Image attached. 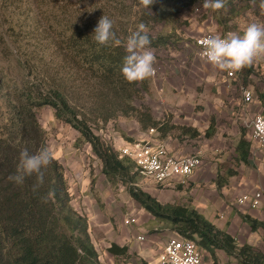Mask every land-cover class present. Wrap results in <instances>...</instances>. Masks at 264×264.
Here are the masks:
<instances>
[{
	"label": "rangeland",
	"instance_id": "1",
	"mask_svg": "<svg viewBox=\"0 0 264 264\" xmlns=\"http://www.w3.org/2000/svg\"><path fill=\"white\" fill-rule=\"evenodd\" d=\"M229 1L225 0L223 9L213 12L202 8L203 0H155L151 8L140 7L138 0H0V45H23V52L27 50L32 53V63L49 67L54 72L56 68L52 66V58L58 33H62L70 25H82L83 22H91L95 27L104 14L114 21L113 30L119 33L128 32L137 24L144 23L153 36H170L173 45L158 49L150 47L156 56L155 72L150 78L140 81L141 94L135 98V107L141 110L152 109V113L158 118L156 121L168 126L171 121L194 123L198 126L214 124L215 131L218 134L222 131L223 136L214 144L207 142L209 147L206 146V149L212 152L220 148L219 151L215 150L214 159L225 156L237 168L243 165L239 163L236 152L238 141L244 135L250 143L251 131L247 125L255 115H264V102L260 97L264 93V62L262 59L255 61L252 64L254 73L248 78L242 69L235 79L227 80L226 72L219 71L202 60L196 47V41L205 34L241 32L249 22H264L259 9L260 0L250 4V8H246V3L236 2L230 5ZM24 58L25 56L22 57ZM10 60L14 63L12 58ZM0 63L1 68H7V60L2 58ZM8 78H11L10 74ZM95 89V93H98V88ZM245 89L252 91L255 99L261 102L254 105L251 113L241 112ZM76 91L81 92L80 89ZM89 101H81V110L86 113L95 106L94 102ZM83 104L85 105L82 107ZM132 113L134 112H130V115H117L108 123H92L91 127L103 143L117 152L119 142H139L152 138L147 135V129L152 126L146 129L147 122L140 123L137 115ZM193 113L195 120H191ZM37 117L45 131L47 145L53 150V158L65 168L72 206L88 218L89 232L94 245L96 241L100 259L103 264H108L111 256L107 253V247L111 240L106 235L107 229L125 224V217L131 210H136L138 214L142 208L128 197L130 177L109 181L92 146L76 129L58 120L52 107L38 109ZM183 127L177 126L171 135L177 144L189 145L187 137H191V133L186 134L188 128ZM250 160L254 163L260 161L252 153L249 162ZM228 172L225 175L219 174L216 182L219 178H225ZM133 173H137L132 176L137 179L140 189L147 187V182L151 183L162 190L161 193L166 194L174 204L187 206L189 195L186 192L193 186L190 180L176 185L183 188L184 193L171 194L167 188L151 181L138 170L135 169ZM149 221L150 218L144 213L139 215V223L145 228L144 234L135 230L133 233L131 228L134 226L125 225L131 229L129 239L134 247L151 248L157 253L161 236H165L166 243L176 232L167 223L158 221L152 225ZM140 235L145 237L143 244L137 240ZM127 259L132 264H147L135 256ZM208 260L214 264L209 253L206 256V261ZM115 261L119 263L118 258ZM217 264H239V261L223 252L218 257Z\"/></svg>",
	"mask_w": 264,
	"mask_h": 264
},
{
	"label": "trees",
	"instance_id": "2",
	"mask_svg": "<svg viewBox=\"0 0 264 264\" xmlns=\"http://www.w3.org/2000/svg\"><path fill=\"white\" fill-rule=\"evenodd\" d=\"M236 2L246 3V8L252 4V0H230L229 4ZM94 28L91 22H83L58 33L52 58L54 72L32 63V53L23 52V45H0V61L3 58L8 64L3 69L0 63V264H101L89 232L88 218L72 206L65 168L58 160L53 158L46 168L44 184L36 194L32 191L35 177L26 178L22 185L8 180L16 172L23 149L35 152L47 144L37 117V110L46 106L52 107L58 120L76 129L92 146L109 181L130 177L127 190L132 199L157 221L169 224L177 234L197 241L211 255L214 264H217V251L235 257L239 264H264L262 252L248 244L240 247L234 237L218 229L195 208L162 204L140 189L132 176L137 175L133 173L137 170L136 164L131 159L120 158L118 152L94 133L92 123H108L117 115H130V112L137 115L140 123L147 122L145 127L159 123L149 109H137L134 105L142 83H128L120 74L126 55L123 45H97L91 39ZM128 32L116 31L122 40ZM149 38V47L156 49L174 44L170 36L155 37L149 32ZM243 73L248 78L254 73V66L245 67ZM260 97L264 102V93ZM82 100L95 103L89 113L81 110ZM214 133L212 124L207 136L212 137ZM236 152L239 163L247 165L251 144L244 135ZM235 174L236 171L230 170L225 178H219L218 188ZM43 197H47L46 202ZM241 217L253 232H264V222L249 215ZM109 252L125 256L128 248L112 245Z\"/></svg>",
	"mask_w": 264,
	"mask_h": 264
},
{
	"label": "crops",
	"instance_id": "3",
	"mask_svg": "<svg viewBox=\"0 0 264 264\" xmlns=\"http://www.w3.org/2000/svg\"><path fill=\"white\" fill-rule=\"evenodd\" d=\"M262 61L264 62V58H262ZM262 66L264 67V65ZM241 106L243 107V110H241L242 113H251L252 109L255 108L254 105H245L244 102ZM150 111L152 117L158 121V118L154 113H152L153 110L150 109ZM176 117L178 116L176 115ZM195 119L196 117L193 113V116H191V120ZM175 120L177 119L175 118ZM170 123L171 125L169 126L162 122L158 123L155 128L154 126L150 127L149 129H147L149 126L146 127L147 135L152 138L154 137L155 140L161 142L163 141L164 145L168 149V152L175 157H185L201 153L202 160L204 158L203 164L196 172L195 176L187 179V181L190 180L193 184V186L188 189V192H186V194L188 193L189 195L187 206L195 208L207 220L217 226L218 229L225 231L232 237H234L237 240L239 246L242 247L248 244L255 247L264 254V232L262 230L253 232L249 225L246 224L241 217V215H249L252 218L257 219L258 221L264 222V152L257 149V147L254 144H251L250 141L251 153L253 156L258 158V160H260L259 163H254L250 160L247 165L243 164L240 165V167L234 168V164L231 163L227 158H225V156H220L219 158L214 159L213 156L216 155L215 150L219 151L221 150L220 148L215 149L212 152H208V149H206L208 143L214 144L215 142H219V140L223 136L222 131L219 134L215 131L212 137H209L207 136V132L211 129V126H198L194 123L181 124L175 121L173 123L171 121ZM177 126H186L185 128H188L186 134L191 133V137H187L189 138L187 141L190 143L189 145H183L182 143L177 144L175 138L172 137L171 132L173 129L177 128ZM152 129H154L155 132L151 134L150 131ZM159 130L161 132H159ZM195 133H197V136L194 135ZM121 143L126 144L131 142L122 141ZM215 148H217V146H215ZM211 158L213 160H210ZM226 161L228 162L226 163ZM230 169L236 171V174L230 176L228 182L219 189L216 182L217 176L219 174L225 175L228 171H230ZM178 183H182V180L177 179L170 181L168 184L162 185V187L167 188V191L171 194L184 193L185 191L183 188H181L180 186H176ZM183 183H185V181ZM146 184L147 187L144 186L143 188L145 192L151 194L162 204H174V201H170L168 199L169 197L166 194L161 193L162 190H158L151 183L147 182ZM256 192H261L263 195L261 205L258 208H252L248 204H238L237 200L241 196L245 194H254ZM128 197L133 201L132 197ZM142 213L150 218L149 223H151L152 225L158 223V221L143 208L139 210L138 214L136 213V210H131L126 215L125 220L128 217H131L133 219V222L130 225V227L134 226L131 228L133 229V233L135 230L137 233L144 234L143 231L145 230V228L139 223V215H141ZM219 216H221V218H219ZM131 229L127 228L124 223H121L117 228L107 229L106 235L111 240L107 247V253L111 256L108 264H132L131 262H129L130 260L127 261V258L131 259V257L133 258V256L144 260L147 264L151 263L149 262L150 260L154 261L157 259L163 246L165 245V236L162 235L161 239H159V251L155 253L151 248L139 249L136 248V245L134 247V243L131 242V244L129 239V233L131 232ZM178 235L179 234L175 233L174 237H178ZM140 243L143 244V242ZM112 245H117L119 248L127 247V255L122 256L111 254L109 252V249L112 247ZM95 248L97 250L96 241ZM222 254L223 251H217V257L221 256ZM155 256L157 257L155 258ZM116 258L119 259V263H116ZM101 264H103L102 261ZM205 264L213 263L208 260Z\"/></svg>",
	"mask_w": 264,
	"mask_h": 264
},
{
	"label": "clouds",
	"instance_id": "4",
	"mask_svg": "<svg viewBox=\"0 0 264 264\" xmlns=\"http://www.w3.org/2000/svg\"><path fill=\"white\" fill-rule=\"evenodd\" d=\"M139 6L151 8L155 0H138ZM255 4L256 0H252ZM225 7V0H203L202 8L213 12ZM260 14L264 16V0L259 3ZM114 29V21L104 14L97 22L91 39L100 46L123 45L126 55L123 57L120 74L128 83L143 81L154 75L156 56L149 47V28L139 23L129 29L123 40ZM213 30H210V32ZM199 56L213 68L223 72H238L264 58V23L249 22L241 32L229 31L223 35L211 34L201 41ZM53 150L47 144L35 152L23 149L20 152L16 172L8 177L10 182L22 185L26 178L35 177L32 185L34 194L38 193L45 179V170L52 162ZM52 193H49L51 195ZM42 199L47 200V197ZM208 253V252H207Z\"/></svg>",
	"mask_w": 264,
	"mask_h": 264
},
{
	"label": "built area",
	"instance_id": "5",
	"mask_svg": "<svg viewBox=\"0 0 264 264\" xmlns=\"http://www.w3.org/2000/svg\"><path fill=\"white\" fill-rule=\"evenodd\" d=\"M211 34H205L196 41V47L202 50L201 41ZM238 72H226V79L232 80L240 74ZM243 102L245 105L261 104L255 99L252 91L243 90ZM250 128V140L257 149L264 152V115L257 114L247 125ZM152 129L150 133H154ZM117 152L121 158L131 159L137 166V170L159 185L168 184L170 181L180 179L182 183L193 177L203 164L202 154L185 157H175L168 152L164 143L155 139H145L139 142L120 143ZM263 195L261 192L245 194L237 202L240 205H250L258 208L261 205ZM133 219L128 217L126 225H131ZM139 242H144L145 237H137ZM207 252L199 247L196 241L183 236L171 237L163 246L157 259L150 264H205Z\"/></svg>",
	"mask_w": 264,
	"mask_h": 264
}]
</instances>
